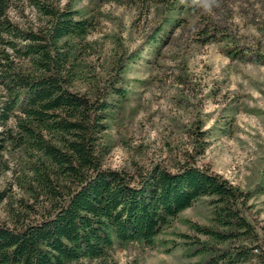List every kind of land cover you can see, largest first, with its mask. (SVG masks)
I'll return each instance as SVG.
<instances>
[{
  "label": "trees",
  "instance_id": "obj_1",
  "mask_svg": "<svg viewBox=\"0 0 264 264\" xmlns=\"http://www.w3.org/2000/svg\"><path fill=\"white\" fill-rule=\"evenodd\" d=\"M0 0V172L5 152L21 155L17 184L28 202L0 221V264H78L107 257L116 244L154 247L181 212L208 199L210 224L189 220L179 233L196 264H264V234L248 215L258 190H245L200 163L206 132L169 165L134 172L104 165L111 112L127 97V67L142 47L123 49L97 72L89 35L98 8L134 7L155 22L148 44L166 43L197 12L192 0ZM37 21L26 15V7ZM15 11L21 20H17ZM216 32L202 31L204 41ZM232 57L264 64V53L231 47ZM85 82L84 89L78 85ZM6 197L0 190V204ZM177 245V242H173Z\"/></svg>",
  "mask_w": 264,
  "mask_h": 264
},
{
  "label": "rangeland",
  "instance_id": "obj_2",
  "mask_svg": "<svg viewBox=\"0 0 264 264\" xmlns=\"http://www.w3.org/2000/svg\"><path fill=\"white\" fill-rule=\"evenodd\" d=\"M98 10V28L88 37L97 72L115 53L142 47L127 67V97L111 112L104 165L130 172L154 163L169 165L191 148L195 130L206 132L207 147L199 162L245 190H258L248 215L264 234V64L228 53L231 47L264 53V0H217L211 12L198 7L186 13L168 42L155 45L145 43L153 15L116 3ZM25 12L37 21L33 8ZM13 15L21 20L15 11ZM204 29L217 31L216 38L204 41ZM78 87L84 89L85 82ZM5 159L10 169L0 172V190L6 193L0 221L10 223V207L20 209V201L28 202V197L16 182L21 155L6 151ZM207 201L202 198L181 212L154 247L116 244L107 257L78 264H196L200 257L186 254L179 233L192 232L189 220L210 224Z\"/></svg>",
  "mask_w": 264,
  "mask_h": 264
},
{
  "label": "clouds",
  "instance_id": "obj_3",
  "mask_svg": "<svg viewBox=\"0 0 264 264\" xmlns=\"http://www.w3.org/2000/svg\"><path fill=\"white\" fill-rule=\"evenodd\" d=\"M192 4L202 7L206 12H211L217 4V0H192Z\"/></svg>",
  "mask_w": 264,
  "mask_h": 264
}]
</instances>
